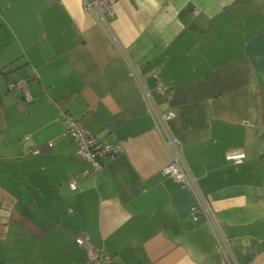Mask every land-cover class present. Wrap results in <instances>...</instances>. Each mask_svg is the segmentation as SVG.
<instances>
[{
	"label": "crops",
	"instance_id": "0c3cea01",
	"mask_svg": "<svg viewBox=\"0 0 264 264\" xmlns=\"http://www.w3.org/2000/svg\"><path fill=\"white\" fill-rule=\"evenodd\" d=\"M84 1L0 0V264H264V0ZM61 109L124 150L85 174Z\"/></svg>",
	"mask_w": 264,
	"mask_h": 264
},
{
	"label": "built area",
	"instance_id": "2783aa9c",
	"mask_svg": "<svg viewBox=\"0 0 264 264\" xmlns=\"http://www.w3.org/2000/svg\"><path fill=\"white\" fill-rule=\"evenodd\" d=\"M115 0H85L84 8L87 13H93L94 10L98 12L101 18L105 19L106 14L111 12ZM200 13L198 8L193 10L194 15ZM156 81L157 89L159 92L165 90V85L158 73L152 74ZM8 90L21 93L24 99L28 102L33 100V96L29 89V83L27 79H18L8 83ZM158 119L162 120L172 116V113L159 115ZM60 116L65 123V135L70 137L76 145V152L87 159L91 163V169L85 170V174L99 172L103 167V159L113 158L121 153L128 140H120L114 143H105L98 136H96L82 121L78 118L66 112L60 110ZM26 140H30V137H25ZM172 146L175 149L174 159L164 167L163 171L166 175L172 177L175 181L182 185H189L195 191H197L198 202L190 209V215L194 220H197L200 216L204 215L206 218H210V210L204 200L203 195L197 189L195 180L188 171L185 163L183 162L181 153L179 152L177 145L171 140ZM54 142H50L49 146L52 147ZM34 154L40 153V149L36 148L33 150ZM244 158V154L241 155H228V160H234L239 162ZM72 189H76L77 185L75 182L70 184ZM77 243L84 250V263L83 264H115L112 255H110L105 248L96 247L85 241L82 237L76 238Z\"/></svg>",
	"mask_w": 264,
	"mask_h": 264
}]
</instances>
